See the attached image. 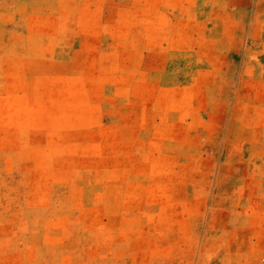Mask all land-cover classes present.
Here are the masks:
<instances>
[{
    "label": "rangeland",
    "instance_id": "1",
    "mask_svg": "<svg viewBox=\"0 0 264 264\" xmlns=\"http://www.w3.org/2000/svg\"><path fill=\"white\" fill-rule=\"evenodd\" d=\"M0 264H264V0H0Z\"/></svg>",
    "mask_w": 264,
    "mask_h": 264
}]
</instances>
